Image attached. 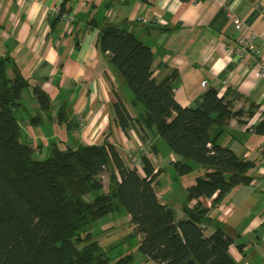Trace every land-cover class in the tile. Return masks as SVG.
<instances>
[{"label": "trees", "instance_id": "trees-1", "mask_svg": "<svg viewBox=\"0 0 264 264\" xmlns=\"http://www.w3.org/2000/svg\"><path fill=\"white\" fill-rule=\"evenodd\" d=\"M67 1L53 15L52 26L71 13ZM90 22L98 27L97 50L109 53L110 66L137 113L133 116L118 97L113 108L121 127L140 124L144 140H153L152 151L157 148L155 136L164 141L176 156L171 163L178 175L195 166L206 172L187 188V218L177 219L174 208L157 195L159 170L147 155L142 154V168H137L108 140L75 148L52 140L48 157H35L36 148L22 140L18 116L30 82L10 54L0 55V264H133L131 253L111 261L90 230L97 219L121 208L141 234V253L158 264H238L229 251L234 239L221 226L206 235L204 223L212 221L209 209L200 201L188 206L202 195L218 193L220 201L252 179L247 174L252 161L218 142L229 120L243 113L234 110L238 93L228 89L220 95L209 87L193 105L183 106L175 96L177 72L157 80L151 46L115 23ZM32 89L41 112L30 121L40 123L43 113L53 119L51 96L39 86ZM55 119L69 133L80 126L66 106ZM253 130L264 135V118ZM104 171L110 175L107 190L101 179Z\"/></svg>", "mask_w": 264, "mask_h": 264}, {"label": "crops", "instance_id": "crops-1", "mask_svg": "<svg viewBox=\"0 0 264 264\" xmlns=\"http://www.w3.org/2000/svg\"><path fill=\"white\" fill-rule=\"evenodd\" d=\"M62 1L0 0V55L10 54L30 82L18 113L22 140L38 154L52 140L60 147L74 148L108 140L126 162L130 155L139 154L147 137L137 122L124 130L116 118L113 104L118 97L133 116L137 113L122 79L110 66L109 53L97 50L98 27L90 21L120 25L151 46L157 80L177 72L173 83L181 105H193L209 87L220 95L228 89L238 93L234 110L243 113L229 120L218 142L239 158L252 161L247 169L252 179L233 187L220 201H216L218 193L202 195L188 206L200 201L209 209L212 221L204 223L206 235L221 226L234 239L229 251L238 264H264V135L253 130L264 118V78L257 76L258 57L249 56L242 62L227 51L237 46L231 7L244 20L246 33L257 35L255 43L264 52V0H68L72 19H61L52 26L53 8ZM8 75L14 76L13 68ZM34 86L51 96L53 119H45L43 113L40 123L30 121L41 112ZM63 106L76 120L83 118L84 124L72 133L55 119ZM155 139L157 148L151 157L155 171L159 170L155 190L162 203L174 208L177 219H185L187 188L206 169L195 166L178 175L171 163L176 156L158 136Z\"/></svg>", "mask_w": 264, "mask_h": 264}, {"label": "rangeland", "instance_id": "rangeland-1", "mask_svg": "<svg viewBox=\"0 0 264 264\" xmlns=\"http://www.w3.org/2000/svg\"><path fill=\"white\" fill-rule=\"evenodd\" d=\"M57 6H60V4ZM49 153V148H47L42 154H35V157L45 159ZM101 179L104 184V189L107 190L110 182L109 172L104 171L101 174ZM91 198L92 194L87 195V199ZM90 230L111 261H115L121 255L131 253L134 255L133 264H156L153 260L148 259L149 262H153L149 263L142 257L143 254L139 249L141 234L130 222L125 209L121 208L115 211L113 215L108 214L100 217L93 223Z\"/></svg>", "mask_w": 264, "mask_h": 264}, {"label": "built area", "instance_id": "built-area-1", "mask_svg": "<svg viewBox=\"0 0 264 264\" xmlns=\"http://www.w3.org/2000/svg\"><path fill=\"white\" fill-rule=\"evenodd\" d=\"M121 1H125V0H121ZM59 10H60V6H57L53 8V13L57 14ZM262 11L264 14V8L262 9ZM229 16L234 25L237 46L234 49L227 48V51L231 53H235V55L242 62H247L249 56L258 57L260 67L257 71V76L258 78H264V52L255 43L257 35L253 32L250 34L246 33L247 26L244 20L239 15H237L231 7L229 8ZM63 18L67 20H71L72 14L66 13L63 15ZM201 84L202 86H206L207 80H203ZM78 119L80 120L81 125H83L81 116H78ZM152 146H153L152 139H147L146 141H144L140 146L139 154H133L129 156L128 163L130 164V166L142 168L143 165L142 154L147 155L151 158ZM263 250H264V246H263Z\"/></svg>", "mask_w": 264, "mask_h": 264}]
</instances>
